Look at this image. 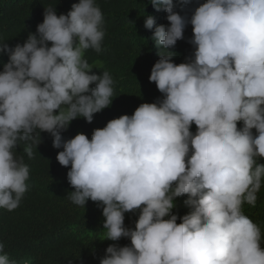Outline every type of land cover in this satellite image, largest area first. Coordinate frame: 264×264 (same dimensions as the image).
Returning <instances> with one entry per match:
<instances>
[{
	"label": "clouds",
	"instance_id": "clouds-1",
	"mask_svg": "<svg viewBox=\"0 0 264 264\" xmlns=\"http://www.w3.org/2000/svg\"><path fill=\"white\" fill-rule=\"evenodd\" d=\"M150 3L170 22L157 26L148 15L144 24L155 29L160 57L149 81L163 96L91 139L62 132L112 104V76L93 73L85 59L89 49L102 51L105 37L95 0H79L67 14L45 8L22 45L0 44L9 56L0 72V209L16 210L28 191L29 167L14 150L47 132L63 149L58 162L71 165V202L102 207L104 240H130L110 244L100 264H264L261 229L243 212L264 185V0H206L190 18L173 0ZM189 3L180 0L181 10ZM189 24L194 52L177 65L169 49ZM24 151L33 157L31 145ZM184 196L181 216L174 210ZM126 213L138 214L134 227ZM4 249L0 243V264H18Z\"/></svg>",
	"mask_w": 264,
	"mask_h": 264
},
{
	"label": "trees",
	"instance_id": "trees-1",
	"mask_svg": "<svg viewBox=\"0 0 264 264\" xmlns=\"http://www.w3.org/2000/svg\"><path fill=\"white\" fill-rule=\"evenodd\" d=\"M95 2L104 16L105 37L102 51L89 49L85 59L93 66V73L102 75L108 71L112 76V104L94 114L92 123L84 118L73 120L68 130L62 132L65 140L79 133L91 139L93 131L104 128L110 120L132 115L142 103H153L163 96L156 84L149 81L151 69L160 57L151 39L155 29L149 30L144 24L146 17L151 15L157 26H170L167 13L157 12L150 0ZM204 2L206 0H190L181 10L180 0H173L175 11L189 18ZM75 3L79 0H0V44L5 42L9 48L22 45L29 33H35L37 25L43 22L45 8L56 9L57 15L67 14ZM184 36L185 39L169 49L174 52L173 62L177 65L186 62V57L194 52L187 42L193 36L191 24L186 27ZM8 60L7 53H0V72ZM191 131L195 133V124ZM28 145L33 150L32 158L24 151ZM62 150L53 147V137L47 132L41 133L35 143L31 140L21 142L14 150L29 167L28 191L16 210L0 209V243H4V251L18 264L24 261L28 264H100L110 244H130V240L123 238L117 242L104 240L105 218L102 207L96 202L89 200L85 207L71 202L69 195L75 190L67 180L71 165L64 167L57 160ZM258 162L264 163V158ZM257 195L256 206L245 203L243 212L260 227L264 237V185ZM185 199L186 196L178 198V209L174 210L181 216L188 212L183 203ZM137 218L138 214L126 213L125 225L134 227Z\"/></svg>",
	"mask_w": 264,
	"mask_h": 264
}]
</instances>
